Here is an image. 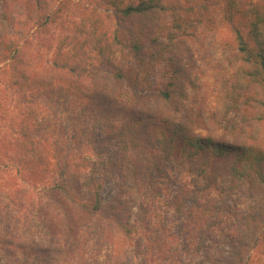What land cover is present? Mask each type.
Instances as JSON below:
<instances>
[{
    "label": "trees",
    "instance_id": "1",
    "mask_svg": "<svg viewBox=\"0 0 264 264\" xmlns=\"http://www.w3.org/2000/svg\"><path fill=\"white\" fill-rule=\"evenodd\" d=\"M0 264H264V0H0Z\"/></svg>",
    "mask_w": 264,
    "mask_h": 264
},
{
    "label": "rangeland",
    "instance_id": "2",
    "mask_svg": "<svg viewBox=\"0 0 264 264\" xmlns=\"http://www.w3.org/2000/svg\"><path fill=\"white\" fill-rule=\"evenodd\" d=\"M221 34H223V36H221ZM227 34H228V32L224 31V32L219 34L221 36V37L219 36V38H224V36H226ZM231 51H232L231 49L225 50L226 54L224 57H226L228 55V57L230 59L232 57ZM170 169L174 175V177H173L175 180L174 185L189 184L191 182V180H192L191 175L188 173H184V171L180 170L175 163H171ZM111 186L112 185L109 183V186L105 191V195L107 198H109L110 195L113 194Z\"/></svg>",
    "mask_w": 264,
    "mask_h": 264
}]
</instances>
